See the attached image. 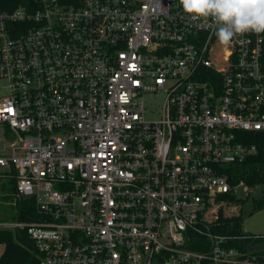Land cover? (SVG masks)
I'll return each instance as SVG.
<instances>
[{
    "label": "built area",
    "instance_id": "2783aa9c",
    "mask_svg": "<svg viewBox=\"0 0 264 264\" xmlns=\"http://www.w3.org/2000/svg\"><path fill=\"white\" fill-rule=\"evenodd\" d=\"M214 32L179 0L0 11V185L33 205L0 228L36 264H264L207 218L249 188L228 169L264 134V33Z\"/></svg>",
    "mask_w": 264,
    "mask_h": 264
},
{
    "label": "trees",
    "instance_id": "16d2710c",
    "mask_svg": "<svg viewBox=\"0 0 264 264\" xmlns=\"http://www.w3.org/2000/svg\"><path fill=\"white\" fill-rule=\"evenodd\" d=\"M32 0H0L1 10H13L19 5L29 4ZM249 142L255 144L257 152L248 156L243 162L229 166L230 180L232 184L244 181L248 187H255L264 184V134L257 133L250 135ZM10 185L6 189L1 185L0 192L4 196H15L14 181L9 180ZM2 193H0L1 195ZM242 202L234 194H222L217 196L211 206V214L207 217L211 229L216 234L227 235L230 238L229 244L237 247L248 255L254 254L257 259H264V234H251L243 228ZM239 203L240 207L237 206ZM19 208L18 219L27 220V209H33L32 201L28 198H21L17 204ZM264 208V188L260 198L254 199V210ZM0 244L5 246L0 255V264H36L33 256V244L25 231L0 228Z\"/></svg>",
    "mask_w": 264,
    "mask_h": 264
},
{
    "label": "clouds",
    "instance_id": "9594fccd",
    "mask_svg": "<svg viewBox=\"0 0 264 264\" xmlns=\"http://www.w3.org/2000/svg\"><path fill=\"white\" fill-rule=\"evenodd\" d=\"M193 21L210 19L224 46L238 34L264 33V0H179Z\"/></svg>",
    "mask_w": 264,
    "mask_h": 264
},
{
    "label": "rangeland",
    "instance_id": "374dc122",
    "mask_svg": "<svg viewBox=\"0 0 264 264\" xmlns=\"http://www.w3.org/2000/svg\"><path fill=\"white\" fill-rule=\"evenodd\" d=\"M0 133L2 135L4 133L2 125H0ZM3 183V187H6V189L10 185L9 180L4 181ZM263 188L264 184H260L255 187H249L246 190L242 188L238 191L237 197L240 198L243 202V228L251 234H264V208L260 210H254V199L261 197ZM0 193H2L0 195V224L13 223L17 221L18 211L17 208L13 205L15 196H4V191H1ZM239 202L242 203L240 200ZM238 206L240 207L239 203H237L236 208ZM4 248L5 246L3 244H0V255L3 253Z\"/></svg>",
    "mask_w": 264,
    "mask_h": 264
}]
</instances>
